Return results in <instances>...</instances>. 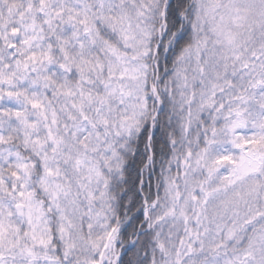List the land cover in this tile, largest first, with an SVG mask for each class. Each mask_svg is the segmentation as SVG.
Wrapping results in <instances>:
<instances>
[{"label": "snow or ice", "instance_id": "1", "mask_svg": "<svg viewBox=\"0 0 264 264\" xmlns=\"http://www.w3.org/2000/svg\"><path fill=\"white\" fill-rule=\"evenodd\" d=\"M0 264H264V0H0Z\"/></svg>", "mask_w": 264, "mask_h": 264}]
</instances>
